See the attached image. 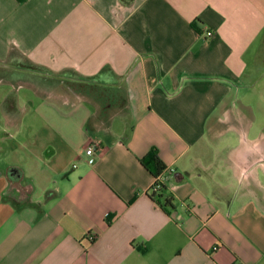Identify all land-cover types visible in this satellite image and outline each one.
I'll use <instances>...</instances> for the list:
<instances>
[{"label": "crops", "instance_id": "1", "mask_svg": "<svg viewBox=\"0 0 264 264\" xmlns=\"http://www.w3.org/2000/svg\"><path fill=\"white\" fill-rule=\"evenodd\" d=\"M263 51L264 0H0V264H264Z\"/></svg>", "mask_w": 264, "mask_h": 264}, {"label": "trees", "instance_id": "2", "mask_svg": "<svg viewBox=\"0 0 264 264\" xmlns=\"http://www.w3.org/2000/svg\"><path fill=\"white\" fill-rule=\"evenodd\" d=\"M141 163L155 177V180H157V178L166 169V166L159 157L156 149H153L144 158H142ZM8 174L11 182L14 183V186L9 190V195L15 198L20 204H24L25 202L31 200L34 193L33 182L28 178H24L20 170L16 168H9ZM164 187V185H161L160 192H162Z\"/></svg>", "mask_w": 264, "mask_h": 264}, {"label": "rangeland", "instance_id": "3", "mask_svg": "<svg viewBox=\"0 0 264 264\" xmlns=\"http://www.w3.org/2000/svg\"><path fill=\"white\" fill-rule=\"evenodd\" d=\"M263 57H262V59H261V62H260V64H259V68H257L256 69V74H258V75H262V77L264 78V51H263ZM257 86H259V85H257ZM259 87H257V91L259 92V89H258ZM260 88H261V90H262V85H260ZM255 93L254 95H252V101H253V103L255 102V103H260V102H263V100L261 99V96H260V94L259 93ZM251 95V94H250ZM239 106H240V103L238 104ZM11 163H13V161L12 160H9V164L10 165H13V164H11ZM1 165H3V164H1ZM16 165H18V166H23V167H27L26 168V170H27V172L28 173H30L31 171H30V165L28 164V163H25V162H19L18 164H16ZM14 166V165H13ZM17 167V166H16Z\"/></svg>", "mask_w": 264, "mask_h": 264}, {"label": "built area", "instance_id": "4", "mask_svg": "<svg viewBox=\"0 0 264 264\" xmlns=\"http://www.w3.org/2000/svg\"><path fill=\"white\" fill-rule=\"evenodd\" d=\"M212 34L211 32H207V36L210 37ZM99 143L98 142H92L87 148H86V154L88 156H91L95 153V150L97 147H99ZM171 173H174L175 170L174 169H171L170 170ZM165 175L164 173H162L158 178L157 180H155L154 182V185H153V191L157 194L160 192V189H161V185H164V181H165ZM158 182V183H156Z\"/></svg>", "mask_w": 264, "mask_h": 264}]
</instances>
